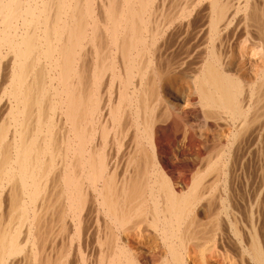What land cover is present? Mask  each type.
Returning <instances> with one entry per match:
<instances>
[{"label": "bare ground", "instance_id": "6f19581e", "mask_svg": "<svg viewBox=\"0 0 264 264\" xmlns=\"http://www.w3.org/2000/svg\"><path fill=\"white\" fill-rule=\"evenodd\" d=\"M0 264H264V0H0Z\"/></svg>", "mask_w": 264, "mask_h": 264}, {"label": "rangeland", "instance_id": "374dc122", "mask_svg": "<svg viewBox=\"0 0 264 264\" xmlns=\"http://www.w3.org/2000/svg\"><path fill=\"white\" fill-rule=\"evenodd\" d=\"M196 20H198V17L197 18H195V17L193 18V22H192V26L193 27H195L197 25L198 21H196ZM164 40H165V42L161 43V47H162L161 55L162 56H163V46L169 47L173 43L172 38L170 39L169 36H165ZM164 40L162 39L161 41H164ZM184 47L185 46H182L181 47L182 49H181L178 46V50L176 49L172 53H169V54H179V52H181L184 49ZM171 56L170 57L173 59L174 55H171ZM185 134H183V136H181L182 133H179L177 135L176 134L172 135L175 139L171 136L169 141H168V139H165L162 136L163 135L162 133L157 136V141H156V144H155V149H156V152H157V155H158V160L157 161H158L159 165L161 166V168L163 169V172H165L167 176L170 175V173H174V171L176 173L177 171H182L183 168H184L185 171L187 169L191 168L192 165H193V162H192L193 159H196L195 157H197L200 154V152H201L199 150L200 147L198 148V146H199L198 139H196V137L194 138V136L192 134H190V133H185ZM184 136H186V137H184ZM166 142H168V143H166ZM195 147H197V148H195ZM160 159H162L163 161L161 160V162H160ZM181 167H182V169H181ZM88 240H89L88 237L86 239V236H84L83 245L85 244L86 241L88 242ZM88 250H90V246L87 247V251Z\"/></svg>", "mask_w": 264, "mask_h": 264}]
</instances>
